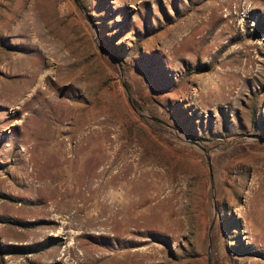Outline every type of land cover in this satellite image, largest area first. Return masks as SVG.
<instances>
[{
    "label": "rangeland",
    "instance_id": "obj_1",
    "mask_svg": "<svg viewBox=\"0 0 264 264\" xmlns=\"http://www.w3.org/2000/svg\"><path fill=\"white\" fill-rule=\"evenodd\" d=\"M0 25V264H264V0H0Z\"/></svg>",
    "mask_w": 264,
    "mask_h": 264
},
{
    "label": "bare ground",
    "instance_id": "obj_2",
    "mask_svg": "<svg viewBox=\"0 0 264 264\" xmlns=\"http://www.w3.org/2000/svg\"><path fill=\"white\" fill-rule=\"evenodd\" d=\"M24 67V66H23ZM41 69V67H37L36 66V70L37 71H39ZM22 70V69H21ZM24 73L23 74H21L20 76H23V75H25V74H27V73H30V72H32V70H31V67L30 66H26L25 67V69H24V71H23ZM38 83L34 86V88H33V90H31L30 91V94H32L34 91L36 92L38 89ZM34 95V94H33ZM54 99V98H53ZM27 100V99H26ZM26 100H23V101H21L20 102V104H19V106H15V108L16 109H21L22 107H24L25 105V102H26ZM15 102V101H14ZM49 103L51 104V105H56V106H58V104H59V102L58 101H56V100H52L51 98L49 99ZM101 122H99V124L98 125H102V123H103V120H100ZM87 136V135H86ZM44 186H42L41 185V187L39 188L40 189V193L42 192L43 193V190H44ZM38 194V193H37ZM55 195V192H50V193H48V194H46V198L47 199H49V198H51V197H53ZM74 194L72 193L71 195H68L65 191H63L62 192V194H61V196H63V197H61L60 199L61 200H64V198H67V196H73ZM65 200H67V199H65ZM52 205V209L53 210H55L56 208H58V205H57V203L55 204V202L54 203H52L51 204ZM71 205H72V201H70L69 203L68 202H64V207L65 208H68L69 209V207H71ZM48 207V206H47ZM64 207H63V210H64ZM66 210V209H65ZM51 209H46V210H44L43 212L45 213V214H51ZM57 211V210H56ZM78 211V210H77ZM53 212V211H52ZM55 212V211H54Z\"/></svg>",
    "mask_w": 264,
    "mask_h": 264
},
{
    "label": "crops",
    "instance_id": "obj_3",
    "mask_svg": "<svg viewBox=\"0 0 264 264\" xmlns=\"http://www.w3.org/2000/svg\"><path fill=\"white\" fill-rule=\"evenodd\" d=\"M26 30H28V31H34V29H31L29 27ZM6 33H7L6 32V29H4L0 25V39L1 38H6V36H7ZM34 33L36 34L37 31L34 32ZM38 34L41 35V33H38ZM38 34H36V35H38ZM31 35L33 36L34 34L31 33ZM24 36L28 37V34L26 33ZM38 56H39V59L42 60V64L40 65L41 69H40V71L37 72L38 77L44 78L45 76L53 75V73H52L53 70H52L51 66H52V63L54 61V58L51 55H49L48 57L45 58L43 51L41 53L38 52ZM24 61L27 62V63H30L29 65L32 64L31 62H36L34 59L32 60V58H30L29 56L28 57H25ZM43 61H46V63H45L46 66H44V62Z\"/></svg>",
    "mask_w": 264,
    "mask_h": 264
},
{
    "label": "water",
    "instance_id": "obj_4",
    "mask_svg": "<svg viewBox=\"0 0 264 264\" xmlns=\"http://www.w3.org/2000/svg\"><path fill=\"white\" fill-rule=\"evenodd\" d=\"M104 51V50H103ZM105 53H107L108 55H111L109 52H107V51H104ZM115 57V56H114ZM116 59V58H115ZM132 105V104H131ZM132 107H133V105H132ZM134 108V107H133ZM141 116H144V117H146L145 115H142V114H140ZM150 119L151 120H153V121H155V122H157V123H159V124H161V125H163V126H166V127H168V128H170L171 130H173L174 132H181V131H178L177 129H175V128H173V127H171L170 125H168L167 123H165L164 121H161L160 119H157V118H155V117H150ZM177 138L178 139H181L182 141H184V142H186V143H189V144H191V145H193L194 147H196L197 149H199L200 151H202L203 153H205V155H206V157H207V160H208V162H209V157H208V150L206 149V148H204L202 145H200L195 139H193V138H191V137H189V139H187V140H184V139H182L181 137H179V136H177ZM210 165V164H209Z\"/></svg>",
    "mask_w": 264,
    "mask_h": 264
},
{
    "label": "trees",
    "instance_id": "obj_5",
    "mask_svg": "<svg viewBox=\"0 0 264 264\" xmlns=\"http://www.w3.org/2000/svg\"><path fill=\"white\" fill-rule=\"evenodd\" d=\"M115 54V53H114ZM116 56H118L117 54H115ZM119 57V56H118Z\"/></svg>",
    "mask_w": 264,
    "mask_h": 264
}]
</instances>
